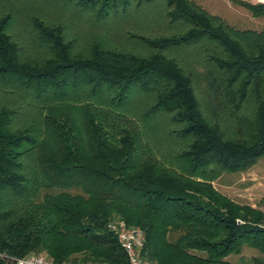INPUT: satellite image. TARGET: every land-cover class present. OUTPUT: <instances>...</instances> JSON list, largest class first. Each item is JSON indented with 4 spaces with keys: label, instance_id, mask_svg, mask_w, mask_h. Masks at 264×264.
I'll return each mask as SVG.
<instances>
[{
    "label": "trees",
    "instance_id": "1",
    "mask_svg": "<svg viewBox=\"0 0 264 264\" xmlns=\"http://www.w3.org/2000/svg\"><path fill=\"white\" fill-rule=\"evenodd\" d=\"M16 1L0 13V264H127L109 222L140 230L147 264L264 253V211L212 184L264 154V28L193 0ZM235 3L264 17V1ZM29 4L110 20L124 42L80 49Z\"/></svg>",
    "mask_w": 264,
    "mask_h": 264
},
{
    "label": "rangeland",
    "instance_id": "2",
    "mask_svg": "<svg viewBox=\"0 0 264 264\" xmlns=\"http://www.w3.org/2000/svg\"><path fill=\"white\" fill-rule=\"evenodd\" d=\"M200 5L203 9L211 14L220 16L226 23L238 29H253L260 30L264 28V17H251L250 13L240 7L235 0H193ZM248 2H257L262 0H244ZM23 1L16 0H0V13L7 10L16 14H21L24 9ZM35 11H39L41 17L47 19H57L66 23L67 34L69 36H76L78 39V48L83 49L86 46L84 41L87 40H100L107 45L123 43L122 35H117L114 30L106 28V23L97 26H91L84 18H75L67 10L51 9L49 11L46 7H41L38 4H29ZM44 10H41V9ZM34 11V12H35ZM43 11V12H42ZM42 12V13H41ZM132 18V16H130ZM129 16L120 20L121 30H130L140 32L135 29L133 22ZM45 18V19H46ZM48 19V20H49ZM118 23V24H119ZM16 26L14 29H17ZM153 32V31H151ZM120 33V31H119ZM147 33V32H146ZM121 34V33H120ZM133 101H138L133 99ZM138 104V103H137ZM212 184L219 191L225 193L229 197L239 202L249 203L256 205L264 211V154L258 157L250 166L245 169L221 172L216 177ZM260 256L264 258V253L257 248L243 245L239 254H229L227 259L237 262L239 264H252L251 256Z\"/></svg>",
    "mask_w": 264,
    "mask_h": 264
},
{
    "label": "built area",
    "instance_id": "3",
    "mask_svg": "<svg viewBox=\"0 0 264 264\" xmlns=\"http://www.w3.org/2000/svg\"><path fill=\"white\" fill-rule=\"evenodd\" d=\"M258 1V2H263ZM109 229L116 233L120 246L125 251L127 264H147L139 253L141 245V232L135 227H124L121 222H109ZM13 264H68L51 261L43 253H28L17 257Z\"/></svg>",
    "mask_w": 264,
    "mask_h": 264
}]
</instances>
